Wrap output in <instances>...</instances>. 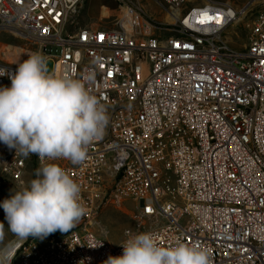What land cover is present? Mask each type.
<instances>
[{
  "label": "built area",
  "instance_id": "built-area-1",
  "mask_svg": "<svg viewBox=\"0 0 264 264\" xmlns=\"http://www.w3.org/2000/svg\"><path fill=\"white\" fill-rule=\"evenodd\" d=\"M112 1L101 17L107 23L74 28L83 0H0V35L22 43L24 60L39 52L53 61L58 76L94 72L87 86L110 117L80 165L26 158L0 142V203L10 197L4 189L25 185L28 167L57 163L81 186L86 209L68 233L16 238L12 264L121 256L127 236L112 246L93 231L114 197L137 202L139 226L148 227L135 233L202 245L211 264H264V9L246 25L245 48L235 50L225 32L245 19L244 9L154 0L169 19L159 22L141 6ZM204 12L221 23L201 24ZM4 53L0 69L14 73L18 65Z\"/></svg>",
  "mask_w": 264,
  "mask_h": 264
},
{
  "label": "clouds",
  "instance_id": "clouds-1",
  "mask_svg": "<svg viewBox=\"0 0 264 264\" xmlns=\"http://www.w3.org/2000/svg\"><path fill=\"white\" fill-rule=\"evenodd\" d=\"M5 73L11 86L0 87V142L26 158L35 154L42 162L83 164L110 121L106 105L87 86L94 72L58 76L46 57L34 52L14 73L0 69V76ZM35 176L0 203L17 241L68 233L86 215L81 186L64 167L42 164ZM4 228L0 222V264H12L16 242L4 244ZM125 235L123 254L110 255L103 264H211L210 250L202 245L179 238L165 244L153 232Z\"/></svg>",
  "mask_w": 264,
  "mask_h": 264
},
{
  "label": "rangeland",
  "instance_id": "rangeland-1",
  "mask_svg": "<svg viewBox=\"0 0 264 264\" xmlns=\"http://www.w3.org/2000/svg\"><path fill=\"white\" fill-rule=\"evenodd\" d=\"M134 5L144 8V10L159 22L166 21V14L156 5L154 0H127ZM159 1V0H158ZM207 2L226 4L234 10L244 9L248 15L243 21L231 26L225 32V40L228 45L235 50H243L248 43L247 24L253 17L264 9V0H197L202 5ZM108 8H115L116 5L112 0H83L80 13L76 17V26L95 27L94 25L107 23L102 18L109 14ZM108 27V26H103ZM0 51L5 52V57L12 64H19L24 60V47L22 43L11 35H0ZM49 70L52 71L53 61H48ZM40 168L36 165L28 167V174L25 179V185L35 176L36 170ZM13 189H4V192L11 195ZM17 190H13L15 192ZM139 206L135 200L129 197L113 198L112 201L102 208L93 231L100 238L112 246L119 245L126 237L125 233L143 231L147 229L145 225L139 226ZM0 222L5 226L4 244L13 242L16 237L8 230V224L4 217L0 215Z\"/></svg>",
  "mask_w": 264,
  "mask_h": 264
},
{
  "label": "snow or ice",
  "instance_id": "snow-or-ice-1",
  "mask_svg": "<svg viewBox=\"0 0 264 264\" xmlns=\"http://www.w3.org/2000/svg\"><path fill=\"white\" fill-rule=\"evenodd\" d=\"M202 16L204 18L199 21L201 24H204V23H207V22H210V21H213V20H215V22L217 24H219V23H221V20H222V17H220L219 15L210 16V15H208L207 12L202 13ZM102 67H103V65H102ZM109 75H111V73H109ZM149 211H151V209H149Z\"/></svg>",
  "mask_w": 264,
  "mask_h": 264
},
{
  "label": "bare ground",
  "instance_id": "bare-ground-1",
  "mask_svg": "<svg viewBox=\"0 0 264 264\" xmlns=\"http://www.w3.org/2000/svg\"><path fill=\"white\" fill-rule=\"evenodd\" d=\"M166 19L169 20L167 16H166Z\"/></svg>",
  "mask_w": 264,
  "mask_h": 264
}]
</instances>
